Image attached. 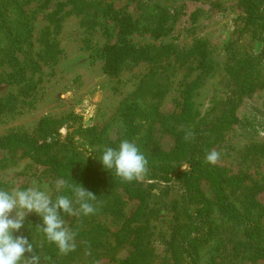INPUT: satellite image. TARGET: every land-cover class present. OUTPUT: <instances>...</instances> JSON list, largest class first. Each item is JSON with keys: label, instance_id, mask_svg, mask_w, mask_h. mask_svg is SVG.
Masks as SVG:
<instances>
[{"label": "rangeland", "instance_id": "obj_1", "mask_svg": "<svg viewBox=\"0 0 264 264\" xmlns=\"http://www.w3.org/2000/svg\"><path fill=\"white\" fill-rule=\"evenodd\" d=\"M27 1L21 8L0 0V188L47 186L55 200L71 196L58 190L64 180L91 191L101 206L87 217L61 213L77 232L76 248L67 255L50 247L35 213L14 235L32 238L41 264H122L136 252L138 237L151 247L143 264H194L188 249L193 240L198 264H264L247 258L236 227L209 235L208 221L177 178L168 184L147 180L145 188L153 190L140 215L146 194L130 196L122 186H110L114 171L106 172L99 160L106 147L124 139L136 143L148 163L176 148L180 138L166 131L165 121L183 112L193 89L194 127L216 134L210 151L220 159L213 166L229 176L246 174V187H262L256 200L264 207V85L253 87L237 107L226 105L237 73L251 79L250 71L258 69L264 80V42L253 38L255 27V35H264V0L254 7L256 26L243 0ZM165 10L168 31L156 37L150 28ZM26 23L30 36L13 44L8 35L21 34ZM126 45L137 54L115 63ZM143 49L148 57L139 56ZM240 61L247 65L231 70ZM131 102L141 106L128 112L124 105ZM87 129L101 134L100 141L92 143ZM26 141L52 147L35 155ZM52 158L59 169L44 163ZM188 169L184 164L180 170ZM212 186L201 181L205 196L218 202ZM213 218L221 222L226 214L217 207ZM138 228L137 238L128 235Z\"/></svg>", "mask_w": 264, "mask_h": 264}, {"label": "trees", "instance_id": "obj_2", "mask_svg": "<svg viewBox=\"0 0 264 264\" xmlns=\"http://www.w3.org/2000/svg\"><path fill=\"white\" fill-rule=\"evenodd\" d=\"M8 2V0H2ZM21 0H11L18 7H23L24 4L20 2ZM30 0L27 1V3ZM244 6L248 10V16L251 23L256 26L258 15L255 12V5L258 0H243ZM1 9V7H0ZM168 11L161 12L157 19L155 27L150 28L152 34L156 37H160L167 33L168 31ZM26 29L21 34L11 33L8 37L10 41L18 43L23 41V38L27 39L30 36L31 28L29 23H26ZM257 29L254 28V41L264 42V35L261 33L257 36L255 35ZM6 34V31H5ZM107 51L109 49H106ZM0 51H2L0 49ZM140 51L139 56L142 58L148 57L150 54L148 51ZM137 54L136 50H133L130 46H125V49L122 50L117 61L128 59V57ZM205 58L208 57L207 53L204 54ZM106 65L108 67L112 66V61L107 58ZM240 61L237 67H233L231 70H238V67L241 65H247ZM105 65V66H106ZM262 71L258 69H252L250 71L251 79H242L239 73H237L235 80L232 78L230 80L235 84L234 89L231 91V96L226 100V105L229 108L237 107L242 101V97L253 87L257 85H264V80L262 77L258 78L261 75ZM193 89H189L185 100H184V110L180 115L168 117V121H165L166 131L176 135L180 138L178 145L172 151L163 153L161 155H156L154 161L148 163L149 173L143 182H123L119 177L115 176L108 184L112 187L122 186L124 191L130 196H137V194H146L144 200V206L140 208V215L146 210L145 206H148L146 198L152 193L153 185H148L149 189L145 188V182L147 180H161L168 184L170 180L175 178L178 181L183 182V186L187 189V194L190 196L191 201L194 205L200 208L197 210V214L203 216L209 223V235L215 236L220 230H223L226 225H232L236 227L239 234L243 237L240 246L246 253L247 258H250L253 263L258 262L259 260L264 261V227L261 224V220L264 217V207L259 204L256 200V196L261 192L262 187L258 185L248 188L245 186V183L249 180V177L246 174H239L236 176H229V172L226 169H223L219 166H213L205 162V156L210 152L213 143L215 131H209L208 129H198L194 127V120H191V111H193L194 104L192 101ZM131 104V105H128ZM125 107H129L128 112L133 111L136 107L141 106L140 103H126ZM125 107L123 109H125ZM232 111V110H231ZM223 119H226L225 116H222ZM191 122V123H190ZM42 125H45L44 123ZM190 129L194 133V139L191 142H185L183 139L184 132L180 129ZM89 133V137L92 138V143L99 142L101 139V134L93 133L90 129L86 131ZM73 139L68 141L69 144H72ZM122 140L119 141V143ZM23 144V141H21ZM6 145L13 146V141H6ZM26 146L29 148V152L35 155H40V152L50 149L52 146L48 145L46 147H38L35 143L31 141L25 142ZM115 144H112L114 146ZM149 146V144H148ZM75 154H78L76 148L72 149ZM167 154V155H166ZM45 164L54 167L55 169L60 168V163L55 159H49L44 161ZM184 164L189 165V169L181 171V167ZM106 172H109L106 170ZM208 179L211 182L212 188H214V193H217L218 202L208 199L204 192L201 189V181L203 179ZM106 181H101V184H106ZM237 192H244L242 195H237ZM236 197V198H234ZM146 200V201H145ZM220 208L222 213L226 214V218H223L220 222V219H214L213 214L216 209ZM198 208V207H197ZM183 211L178 210V220L181 219V216L184 214ZM149 211V210H148ZM150 212V211H149ZM196 212V211H195ZM214 212V213H213ZM139 214V213H138ZM137 214V215H138ZM196 213L192 212V215ZM140 228L135 229V231H129L128 235L132 233H139ZM32 242V238L29 237ZM136 252L128 259L122 262V264H143L147 260V256L151 251L150 244H146L142 239L138 237V243ZM54 244H51L50 247H53ZM188 249L192 253L191 259L194 264L197 263V258L195 254V244L194 240L189 242ZM201 264V263H199Z\"/></svg>", "mask_w": 264, "mask_h": 264}, {"label": "clouds", "instance_id": "obj_3", "mask_svg": "<svg viewBox=\"0 0 264 264\" xmlns=\"http://www.w3.org/2000/svg\"><path fill=\"white\" fill-rule=\"evenodd\" d=\"M185 142L194 139L190 129L181 128ZM220 153L212 150L205 156V162L215 165ZM103 167L114 171L123 182H143L148 176V160L136 143L124 139L118 147H106L99 158ZM58 190L68 194H59L55 200L49 194L47 186H29L27 188H0V264H41V255L37 246L19 233L29 213L42 218V226H37L46 240L54 244L61 255H67L76 248L77 232L66 226L61 215L70 217L95 215L99 208L98 198L82 185L58 181ZM86 254H91L90 249Z\"/></svg>", "mask_w": 264, "mask_h": 264}]
</instances>
